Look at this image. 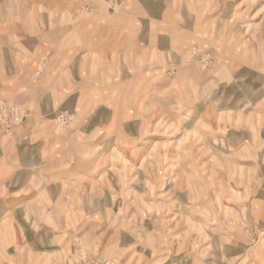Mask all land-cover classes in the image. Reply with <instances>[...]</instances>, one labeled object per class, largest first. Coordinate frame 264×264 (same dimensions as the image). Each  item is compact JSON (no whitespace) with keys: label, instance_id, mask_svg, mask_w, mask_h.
<instances>
[{"label":"rangeland","instance_id":"obj_1","mask_svg":"<svg viewBox=\"0 0 264 264\" xmlns=\"http://www.w3.org/2000/svg\"><path fill=\"white\" fill-rule=\"evenodd\" d=\"M264 264V0H0V264Z\"/></svg>","mask_w":264,"mask_h":264},{"label":"built area","instance_id":"obj_2","mask_svg":"<svg viewBox=\"0 0 264 264\" xmlns=\"http://www.w3.org/2000/svg\"><path fill=\"white\" fill-rule=\"evenodd\" d=\"M101 264H105L104 262H100Z\"/></svg>","mask_w":264,"mask_h":264}]
</instances>
